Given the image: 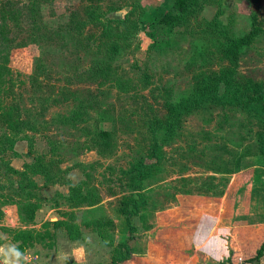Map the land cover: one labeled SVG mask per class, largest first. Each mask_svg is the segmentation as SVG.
<instances>
[{"label": "rangeland", "instance_id": "1", "mask_svg": "<svg viewBox=\"0 0 264 264\" xmlns=\"http://www.w3.org/2000/svg\"><path fill=\"white\" fill-rule=\"evenodd\" d=\"M21 1L27 0H0V8H13ZM87 1L48 2L40 26L48 32L59 27V40L51 33L40 44H30L31 28L24 15L10 18L7 25V37L19 46L11 52V75L0 94V141L5 133L23 138L14 145L22 156L14 159L7 151L5 159L19 167L43 160L58 179L72 184L86 181V188L96 189L97 205L89 209L65 204L67 186L58 185L57 194L56 187L40 188V199L33 200L39 209L60 207L64 211L60 219L68 223L73 216L70 236L80 240L69 238L63 226H49L45 248L55 244L60 253L50 262L40 254L32 263L114 264L127 245L130 258L117 264H232L229 234L235 226L248 225L244 212L233 216L230 206L232 219L218 226L224 229L219 235L221 257L206 258L205 247L199 248L218 236L211 238L206 227L188 235L185 231L162 235L169 227L159 221L164 210L191 198L218 201L225 196L230 205L237 202V193L248 188L250 179L261 176V154L240 155L249 145L245 152H256L264 141V116L215 100L185 108L178 134L163 145L159 163L149 156L150 128L160 137L173 103L181 97L223 93L231 72L234 94L261 98L264 24L234 63L229 39L250 29L249 0H197L159 44L152 36L153 19L161 17L174 0ZM261 3L259 15L264 12V0ZM20 121L26 123L24 130L14 134L9 125L15 127ZM102 130L112 133L111 148L95 143L96 133ZM238 157L242 158L239 171L214 170L222 160L224 170L233 168L232 161ZM247 157H252L251 163ZM140 161L149 164L141 179L136 171ZM35 179L43 182L39 176ZM12 181L0 177L5 185L1 195L12 194ZM138 192L146 205L129 223L125 209L131 208ZM261 219L251 217L254 223ZM84 221H94V227L109 233L110 243L106 246L95 231L83 226ZM56 230L63 235H57L60 239L54 243ZM259 241L260 235L250 240L248 255ZM246 257H237L235 264H246Z\"/></svg>", "mask_w": 264, "mask_h": 264}, {"label": "trees", "instance_id": "2", "mask_svg": "<svg viewBox=\"0 0 264 264\" xmlns=\"http://www.w3.org/2000/svg\"><path fill=\"white\" fill-rule=\"evenodd\" d=\"M88 0L87 2H89ZM99 1V0H98ZM102 1V0H100ZM99 1V2H100ZM51 2V0H27L21 1L13 8L8 7V9L0 8V94L2 92L3 86L5 84L6 78L11 75V69L9 66L10 55L13 49L17 48L19 44L12 43V41L7 37V25L10 21V18H16L19 15L27 16L29 21V27L31 28L29 35L32 36L30 39V44H40L42 40L45 38L47 34L53 33V38L55 40L60 39V29L59 27L52 28L50 32L43 31L40 26V22L43 18L44 9H46L47 4ZM197 0H174L172 6L165 11L161 17L153 19V32L152 36L155 40V43H163L165 40V36L167 31L171 30L175 25L179 24L185 19V16L188 14V11L193 9V6L197 4ZM250 2V11L251 15V27L250 29L236 38L229 39V49L231 52L232 61L236 63L240 51L242 48L250 43V41L257 36L263 28L264 24V12L262 15L257 13V9L261 7L262 0H249ZM91 20V17H89ZM39 65L38 68H40ZM48 72V69L45 70ZM232 74H230V78L227 81L225 90L221 94L216 93H202L201 95H191L188 97H181L176 103H173L171 106V116L169 118L168 123L163 128V133L159 137L156 133L155 128H150L151 132V141L149 143V156L154 160L153 162L159 163L164 158L163 153V145L175 138L178 134L180 116L185 108L190 106H194L205 102L207 100H215L218 104L227 105V106H236L243 108L245 111L256 113L257 115L264 116V93L261 95V98H241L238 94H234L232 90ZM1 100V97H0ZM1 106V104H0ZM1 108V107H0ZM78 117V115H77ZM74 120V117H73ZM25 122L20 121L18 125L15 127L10 126V130L14 132V134H18L22 132L25 127ZM97 137V138H96ZM23 138V137H21ZM21 138L16 139L12 137L9 133H5L4 139L0 141V177L4 176L6 179L13 180L10 184V189L12 194L1 195L0 194V206L1 204L9 203V202H17L18 201V209L20 212V216L22 220L26 223L33 222L36 216V211L40 207L39 203H35L36 197L38 196L40 199L39 190L41 186L37 183L35 176H41L44 180V185H51L55 183H61L68 185L69 192L67 196H65V204H67L71 208L75 207H88L89 209L94 208L96 203V189L94 188H86V181L83 183L72 184L69 180L62 181L58 179L51 168L49 162L38 160L33 163H24L23 168L18 170L11 166V161L6 160L4 155L7 151H11L12 157H18L19 154L14 151V145L16 141L22 140ZM95 143H100L105 148H111L112 146V133L110 131L102 130L96 133ZM29 146V145H28ZM95 146V145H94ZM250 146V145H249ZM246 147L242 150V154L240 157L251 156L254 154H261L262 156V166L264 167V141H260L257 145L256 152H245L248 148ZM242 159V158H241ZM241 159H233L232 164L234 167L224 170L225 161L217 162V168L214 170L217 173L228 174L230 171L240 170ZM211 163V162H210ZM148 163L139 162L136 167V171L138 172L139 178H143L147 172ZM58 176V175H57ZM15 179V181H14ZM4 184V183H3ZM0 183V191L5 188V185ZM86 188V189H85ZM140 190V188H139ZM186 192V191H185ZM17 196V197H16ZM17 200V201H15ZM146 205V198L140 192H138V196L134 201H132L131 208L125 209L127 213V220L130 223L132 217H136L142 214L143 207ZM1 216V213H0ZM264 217V216H261ZM73 216L70 217L69 223L64 221L58 222H45L42 224L44 232H33L30 230H18L12 233V238L14 241L20 242L18 248L24 249L28 245H31L34 241H39V239H43L44 236L48 235L47 227L52 226L54 228L63 226L68 234L69 238L73 240H77L76 238L80 237H71L73 235V230L71 229V225ZM264 220V219H261ZM71 224V225H70ZM83 226L86 228H91L95 231L103 240V243L107 246L110 242L108 241V237L104 231L97 229L94 227L95 222L93 221H84ZM131 227V225H130ZM46 228V229H45ZM76 226H73L75 229ZM71 230V231H70ZM76 230H78L76 228ZM75 235H79L78 231H76ZM131 235H134L131 233ZM80 240V239H79ZM124 253H119V257L114 264L122 263L128 260L132 254L127 245L123 246ZM264 254V241L257 249L256 254L253 258L248 259L249 261L259 260Z\"/></svg>", "mask_w": 264, "mask_h": 264}, {"label": "crops", "instance_id": "3", "mask_svg": "<svg viewBox=\"0 0 264 264\" xmlns=\"http://www.w3.org/2000/svg\"><path fill=\"white\" fill-rule=\"evenodd\" d=\"M14 151L19 154V156L14 157V159H19L22 156V153L15 148ZM250 158L252 157H247L246 160L248 161ZM251 162L252 159H250V163ZM11 166L15 169L20 170L22 169L23 165L19 167L14 165V162H11ZM260 169L261 176L259 178L255 176L252 180L250 179L248 188H246V190L242 189L244 191L241 190V193L239 192L240 194L237 193L238 200L237 202L235 201L236 199L232 201V205H230L229 201L226 200L225 196L222 197V199H219L218 201H201L198 199L191 198L187 201V203L180 202L179 204H174L171 208L164 210V213L160 217L159 225L160 223H162L164 226H168L169 228L165 227L166 229L164 228L165 230L163 231L162 235H172V233H175V235H177L176 233H180L178 231H185L186 235H188L189 232L193 233V231H195L194 229L206 227V229L208 230L207 235H211V238L214 235L218 236L216 237L215 241L212 239L211 241H209L208 239L207 241L200 243L199 248L202 249L205 247L206 258H209V256L221 257L223 256L224 252L222 244H220L219 241V235L224 232V229L221 228L222 226L220 228H218V226L223 225L226 223V221H230L232 219V216L228 215V209L231 206L233 216H235V213L244 212L245 215L249 218L248 225H239L231 229V233L229 234L233 237L230 240V248L232 251V254L230 255L231 263L235 264L236 261L234 262V260L237 257L241 256H248L246 258L249 259L253 258L256 254L257 249L264 241V222H262L261 220V222L254 223L255 220H251V217L254 216H264V167L262 166L260 167ZM37 183L41 187H56L57 192L55 191V194L58 193V190L60 192V186L58 185H64L68 187V185L61 184L59 182L45 186L44 180L42 183H39L38 181ZM68 192L69 187L67 189V194ZM67 194L63 193V196H67ZM0 213H2L0 216V260L2 264H33V261H36L41 258L40 254H43L44 257L48 256L49 259H45L47 260V262H50L51 258L56 257L60 253V247L58 248L57 246L56 251L55 244L54 246L52 244L51 248L49 249L45 248L46 243H43V240L47 236H44L41 241L40 239L39 241H34L31 245H28L22 250L18 248L20 242L14 241L12 238V233L15 231L30 230L33 232H41L43 231L41 230V225L43 223L61 221V219H63L62 214H64V211L60 212V207H46L45 205H42L40 209H37L34 221L30 223H26L22 220L17 202H9L2 205V207H0ZM58 214L60 215L58 216ZM176 226H180V229L176 228ZM52 228L55 229L54 227ZM57 231L58 230H56V235L55 233H53L55 235L54 243L55 240L59 241L60 239V237H58L57 235H63V233H57ZM256 235H260V241L258 242V244H256V246L252 247V250L248 255V250L246 249L248 247H251V245H247L251 244V239H256ZM66 244L69 245L72 243L67 241ZM11 249H16L21 255L17 258L11 252ZM73 249L74 248H72V250ZM246 264H264V254L259 260H254L252 262L249 261Z\"/></svg>", "mask_w": 264, "mask_h": 264}, {"label": "clouds", "instance_id": "4", "mask_svg": "<svg viewBox=\"0 0 264 264\" xmlns=\"http://www.w3.org/2000/svg\"><path fill=\"white\" fill-rule=\"evenodd\" d=\"M11 252L18 258L21 254L16 249H11Z\"/></svg>", "mask_w": 264, "mask_h": 264}, {"label": "built area", "instance_id": "5", "mask_svg": "<svg viewBox=\"0 0 264 264\" xmlns=\"http://www.w3.org/2000/svg\"><path fill=\"white\" fill-rule=\"evenodd\" d=\"M0 264H2L1 260H0Z\"/></svg>", "mask_w": 264, "mask_h": 264}]
</instances>
